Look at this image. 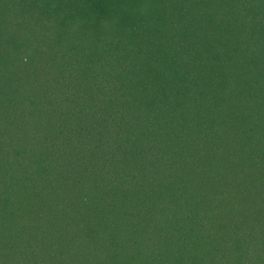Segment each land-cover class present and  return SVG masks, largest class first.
I'll list each match as a JSON object with an SVG mask.
<instances>
[{
    "label": "trees",
    "instance_id": "trees-1",
    "mask_svg": "<svg viewBox=\"0 0 264 264\" xmlns=\"http://www.w3.org/2000/svg\"><path fill=\"white\" fill-rule=\"evenodd\" d=\"M0 264H264V0H0Z\"/></svg>",
    "mask_w": 264,
    "mask_h": 264
}]
</instances>
